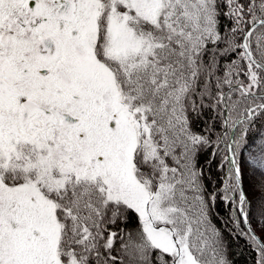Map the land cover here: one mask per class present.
<instances>
[{
	"label": "snow or ice",
	"instance_id": "6c2138e0",
	"mask_svg": "<svg viewBox=\"0 0 264 264\" xmlns=\"http://www.w3.org/2000/svg\"><path fill=\"white\" fill-rule=\"evenodd\" d=\"M217 206L264 264V0H0V264H231Z\"/></svg>",
	"mask_w": 264,
	"mask_h": 264
},
{
	"label": "trees",
	"instance_id": "16d2710c",
	"mask_svg": "<svg viewBox=\"0 0 264 264\" xmlns=\"http://www.w3.org/2000/svg\"><path fill=\"white\" fill-rule=\"evenodd\" d=\"M226 23V21H224ZM209 113L205 112L198 123L202 124L208 119ZM251 138V134H250ZM213 221L223 232L226 251L231 264H255L258 259V252L255 247L250 246V242L246 237L238 238L235 231H232V224L228 219L229 210L227 206H217L213 210ZM259 216L257 215L253 221L252 227L256 229V234L264 242V235H261L257 223Z\"/></svg>",
	"mask_w": 264,
	"mask_h": 264
}]
</instances>
